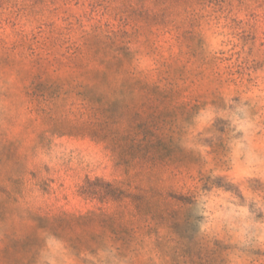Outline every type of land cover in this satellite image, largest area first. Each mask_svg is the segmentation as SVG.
Here are the masks:
<instances>
[{
  "label": "rangeland",
  "instance_id": "1",
  "mask_svg": "<svg viewBox=\"0 0 264 264\" xmlns=\"http://www.w3.org/2000/svg\"><path fill=\"white\" fill-rule=\"evenodd\" d=\"M0 264H264V0H0Z\"/></svg>",
  "mask_w": 264,
  "mask_h": 264
}]
</instances>
